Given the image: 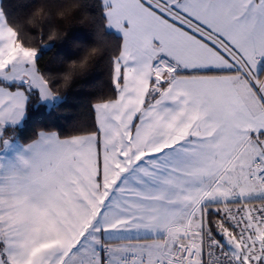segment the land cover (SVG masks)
<instances>
[{
    "label": "snow or ice",
    "instance_id": "obj_1",
    "mask_svg": "<svg viewBox=\"0 0 264 264\" xmlns=\"http://www.w3.org/2000/svg\"><path fill=\"white\" fill-rule=\"evenodd\" d=\"M40 2L0 0V264H264V0H43L93 38L35 46ZM98 66L86 120L17 145Z\"/></svg>",
    "mask_w": 264,
    "mask_h": 264
},
{
    "label": "trees",
    "instance_id": "obj_2",
    "mask_svg": "<svg viewBox=\"0 0 264 264\" xmlns=\"http://www.w3.org/2000/svg\"><path fill=\"white\" fill-rule=\"evenodd\" d=\"M5 5L13 6L16 11H24L22 7L29 3V0H2ZM91 2V0H88ZM21 6V7H16ZM75 6L70 10H74ZM39 15H36V11ZM19 20L20 27L24 38L35 46H39V35L33 37L30 30L36 29L37 33L43 28L45 32V40L47 43L51 40L59 42V34L73 28V35L79 37L86 42L92 41V29L94 20L87 13L84 12L75 21H70L62 14L59 8H49L43 0L37 3L34 8L28 12H24L13 18V23ZM75 50V49H74ZM64 52L71 55L72 50L65 47ZM44 61L43 66L47 69H54L56 67L54 52L43 50ZM84 51L81 56H85ZM74 61H68L65 65L70 68ZM106 76L103 72L102 66L91 69L88 76L81 82L71 85L66 90V98L60 101L61 111H57L55 107H47L41 101L38 105L30 106L28 113L19 126L17 133V142L27 143L37 128H55L61 133H69L72 131V126L77 120L87 119L88 105L93 102L98 91L103 87V82L106 81ZM38 112L39 110H41Z\"/></svg>",
    "mask_w": 264,
    "mask_h": 264
},
{
    "label": "rangeland",
    "instance_id": "obj_3",
    "mask_svg": "<svg viewBox=\"0 0 264 264\" xmlns=\"http://www.w3.org/2000/svg\"><path fill=\"white\" fill-rule=\"evenodd\" d=\"M42 103H44L47 107H50L51 106V101H41Z\"/></svg>",
    "mask_w": 264,
    "mask_h": 264
},
{
    "label": "clouds",
    "instance_id": "obj_4",
    "mask_svg": "<svg viewBox=\"0 0 264 264\" xmlns=\"http://www.w3.org/2000/svg\"><path fill=\"white\" fill-rule=\"evenodd\" d=\"M39 11H40V10L38 9V10L36 11V13H35V14H36V15H39ZM92 51H93V52H95L96 50H95V49H93Z\"/></svg>",
    "mask_w": 264,
    "mask_h": 264
},
{
    "label": "crops",
    "instance_id": "obj_5",
    "mask_svg": "<svg viewBox=\"0 0 264 264\" xmlns=\"http://www.w3.org/2000/svg\"><path fill=\"white\" fill-rule=\"evenodd\" d=\"M20 143L19 142H17V145H19ZM10 155V154H9Z\"/></svg>",
    "mask_w": 264,
    "mask_h": 264
}]
</instances>
